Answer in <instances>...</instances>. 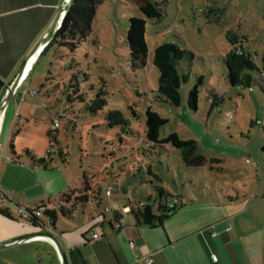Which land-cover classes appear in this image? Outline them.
Returning <instances> with one entry per match:
<instances>
[{
  "label": "rangeland",
  "instance_id": "obj_1",
  "mask_svg": "<svg viewBox=\"0 0 264 264\" xmlns=\"http://www.w3.org/2000/svg\"><path fill=\"white\" fill-rule=\"evenodd\" d=\"M163 8L161 18H145L146 65L134 67L127 43L130 17L144 15L132 0H103L92 33L74 39L75 49L54 47L43 63L44 74L30 77L13 99L6 150L13 144L29 159L27 150L46 147L53 165L64 166L65 160L66 174L80 190L88 181L101 188L103 205L97 214L112 215L105 210L108 205H136L140 199L159 215V188L164 187V199L253 200L250 209L264 223V88L258 82H264V0H167ZM163 42L187 50L179 61V71L187 75L180 106L158 91L160 71L153 59ZM232 50L249 53L261 69L251 71L256 80L251 88L230 83L225 59ZM62 51L64 85L59 89L54 82ZM196 84L198 108L193 110L188 96ZM99 95L106 104L93 111ZM149 106L168 118L161 137L177 132L183 139L194 138L208 158L220 161L187 167L179 149L151 146L145 136ZM112 111H120L130 126L116 123ZM55 120L58 126L53 127ZM139 164L146 171L152 167L161 183L146 173L138 172L136 178ZM129 179L134 180L131 191H115L117 198L109 200L107 189L127 187ZM130 197L137 200L129 202ZM57 216L59 225L61 209Z\"/></svg>",
  "mask_w": 264,
  "mask_h": 264
},
{
  "label": "crops",
  "instance_id": "obj_2",
  "mask_svg": "<svg viewBox=\"0 0 264 264\" xmlns=\"http://www.w3.org/2000/svg\"><path fill=\"white\" fill-rule=\"evenodd\" d=\"M65 2L0 0V82L4 83L0 88V101L6 86L51 28ZM50 43L14 92L1 123L0 208L7 209L9 215L0 211V243L37 233H52L62 244L68 264H147L143 259L147 255L152 257L151 264H264V223L250 209L253 200L226 197L223 201L216 197L196 199L178 195L184 204L182 208L162 223L156 217L155 224L145 225L131 210L138 211L137 203L124 204L129 207L128 211H110L112 215H107L95 213L103 202L94 196L78 203L74 202V196L62 199L64 193L79 188L66 174L65 160L64 166L53 165L51 154L46 166L32 160L29 152L44 157L48 154L46 147L27 150L29 159L16 151L14 155L13 144L7 152L5 135L6 128L11 127L9 114L13 99L21 94L30 77L44 74L47 64L43 63L50 60L53 49ZM62 53L60 63L64 62ZM42 64L44 67L40 69ZM217 159L215 162L220 161ZM133 179H129L127 187L110 186L106 191L109 200L117 198L115 191H131ZM136 200L129 198V202ZM43 203L55 207L54 221L46 213L48 219L42 215L39 224L20 217L18 206L32 208ZM230 203L235 205L229 206ZM62 206L67 213L62 212L64 220L58 225L57 210ZM95 232L100 234L99 238L93 237ZM0 264H61V261L53 242L40 237L1 247Z\"/></svg>",
  "mask_w": 264,
  "mask_h": 264
},
{
  "label": "trees",
  "instance_id": "obj_3",
  "mask_svg": "<svg viewBox=\"0 0 264 264\" xmlns=\"http://www.w3.org/2000/svg\"><path fill=\"white\" fill-rule=\"evenodd\" d=\"M138 7L139 11L144 17L132 16L130 17V25L127 34V43L130 48L131 61L134 67H144L146 65V56L148 52V45L145 38L146 31V17L147 18H161L163 15V3L167 0L152 1V0H132ZM103 0H76L71 11L66 16L62 26L60 27L56 37L50 43V48L57 47H70L75 49L76 40H85L93 29V22L96 16L98 6ZM185 52L176 45L174 42H163L155 47L154 51V64L160 71L158 91L172 104L180 106L182 104V96L180 88L183 81L186 80L187 75L182 74L179 71V61L184 58ZM190 55L194 54L190 52ZM228 69V79L233 86H241L244 88H251L256 80L251 74L252 70H261L251 59L249 53L238 52L232 50L226 55L225 59ZM60 75L58 80L54 82L55 86L59 89L61 85H64V62L59 64ZM62 70V71H61ZM262 72V71H261ZM263 74V72H262ZM48 78L47 80H49ZM259 84L264 88V82L259 80ZM4 86L3 82H0V88ZM106 104V99L99 95L94 102H92L91 109L96 111L101 109ZM188 106L193 110L198 108V85L196 84L189 91ZM110 115L116 116V123L130 126L126 121L123 114L120 111H112ZM168 123V118L163 117L159 112L148 107L145 112V136L147 142L151 146L165 147L167 144L172 145L174 148L179 149L181 152L182 162L187 167H202L205 164H212L218 159L215 157L208 158L203 151L199 150L197 140L194 138L183 139L177 132H171L168 135L161 137L160 129L162 126ZM51 132V130H49ZM13 147V145H12ZM15 150L13 153L15 155ZM32 160L40 165H47L50 154L44 157H37L32 152H29ZM17 159V158H15ZM138 169L135 170L134 175L149 174L153 176L157 182L162 181V177L155 173L152 167H148L147 171L139 164ZM137 178V177H136ZM86 187L82 190H73L70 193H64L62 199H66L70 196H74V202H84L88 197L94 196L97 200H101V188L94 185H90L89 181L85 182ZM165 188L160 187V199H159V223H162L164 219H167L173 215L177 210L183 207V203L179 200L178 196H172L171 198L164 199ZM93 194V195H92ZM74 203V205H75ZM60 204V203H59ZM46 209L45 213L50 217L52 221L56 219L55 207H49L47 204H42ZM144 204L142 202L137 203V210L140 211ZM62 212L67 210L64 206L61 207ZM132 212L138 217V211L135 208L131 209ZM0 211L6 215H9L7 209L0 208ZM70 212V210H69ZM68 212V213H69ZM34 224H39V218H32L27 220ZM155 224V222L153 223Z\"/></svg>",
  "mask_w": 264,
  "mask_h": 264
},
{
  "label": "water",
  "instance_id": "obj_4",
  "mask_svg": "<svg viewBox=\"0 0 264 264\" xmlns=\"http://www.w3.org/2000/svg\"><path fill=\"white\" fill-rule=\"evenodd\" d=\"M75 1L76 0H66L60 14L56 18L51 28L46 32L44 37L36 45V47L29 55V57L27 58L26 62L24 63V65L22 66V68L20 69L16 77L12 80V82H10L6 86L5 93L3 94L1 101H0V129H1V123L3 120L4 113L6 111V108L10 100L14 96V92L19 87V85L22 83L23 79L28 75L30 70L33 68L36 61L38 60V58L40 57L44 49L47 47V45L56 37L60 27L62 26L68 13L71 11ZM138 216L141 222L145 225H152L156 218V214L153 209V206L150 204L144 205L143 208L140 211H138ZM41 226H43L44 228L47 227L45 224H42ZM40 237L51 240L53 244L56 246L61 264H68L65 250L62 244L60 243L58 237L48 232L32 234V235L24 236L18 239L9 240L7 242L0 243V248L10 245V244H16V243L24 242L32 238H40Z\"/></svg>",
  "mask_w": 264,
  "mask_h": 264
},
{
  "label": "built area",
  "instance_id": "obj_5",
  "mask_svg": "<svg viewBox=\"0 0 264 264\" xmlns=\"http://www.w3.org/2000/svg\"><path fill=\"white\" fill-rule=\"evenodd\" d=\"M264 74V73H263ZM53 127L58 126V120H55L53 122ZM110 194V191H108ZM5 199V195L3 196ZM45 207L42 204H39L38 206L32 207V208H26L23 206H18V212L19 215L22 219L24 220H30L32 218H40L44 213H45ZM106 211H128L129 207L126 206H121L120 204H112L110 206H107ZM94 238H99L100 234L98 232L93 233ZM132 244V242H131ZM213 258L216 259L217 257L213 255ZM143 259L147 264L152 263V257L151 255L143 256ZM128 264H133V263H128Z\"/></svg>",
  "mask_w": 264,
  "mask_h": 264
}]
</instances>
